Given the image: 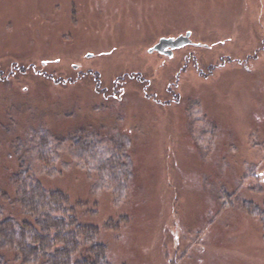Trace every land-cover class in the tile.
I'll use <instances>...</instances> for the list:
<instances>
[{
  "label": "rangeland",
  "instance_id": "374dc122",
  "mask_svg": "<svg viewBox=\"0 0 264 264\" xmlns=\"http://www.w3.org/2000/svg\"><path fill=\"white\" fill-rule=\"evenodd\" d=\"M187 31L193 43L149 51ZM88 127L131 157L121 198L68 138L34 149ZM20 154L99 228L111 264H264L262 221L242 207L264 209V0H0L9 193Z\"/></svg>",
  "mask_w": 264,
  "mask_h": 264
},
{
  "label": "trees",
  "instance_id": "16d2710c",
  "mask_svg": "<svg viewBox=\"0 0 264 264\" xmlns=\"http://www.w3.org/2000/svg\"><path fill=\"white\" fill-rule=\"evenodd\" d=\"M63 132L52 133L53 144L49 136L42 135L34 147L38 157L43 160V151L48 148L56 155L60 143L68 138L73 158L96 173L95 188L124 196L133 174L125 147L108 143L93 127L76 129L68 136ZM18 160V172L10 179L13 192L0 189V264H111L99 228L81 222L75 204L63 190L44 187L24 169L25 157L20 154ZM219 197H224L223 191ZM242 207L259 217L264 228V209L249 200L243 201ZM110 223L106 228H113Z\"/></svg>",
  "mask_w": 264,
  "mask_h": 264
},
{
  "label": "water",
  "instance_id": "95a60500",
  "mask_svg": "<svg viewBox=\"0 0 264 264\" xmlns=\"http://www.w3.org/2000/svg\"><path fill=\"white\" fill-rule=\"evenodd\" d=\"M190 32L187 31L184 35H178L175 37H160L158 41L149 48V51L151 50H157L159 52H165L168 55L171 54V51L173 48L182 46L186 43H190L191 39L189 38Z\"/></svg>",
  "mask_w": 264,
  "mask_h": 264
},
{
  "label": "flooded vegetation",
  "instance_id": "af4514ba",
  "mask_svg": "<svg viewBox=\"0 0 264 264\" xmlns=\"http://www.w3.org/2000/svg\"><path fill=\"white\" fill-rule=\"evenodd\" d=\"M172 37V36H171ZM190 38V37H189ZM191 39V38H190ZM190 43H193V41L191 40V42ZM162 53H164V54H167V53H165V52H162ZM171 53H172V51H171Z\"/></svg>",
  "mask_w": 264,
  "mask_h": 264
}]
</instances>
